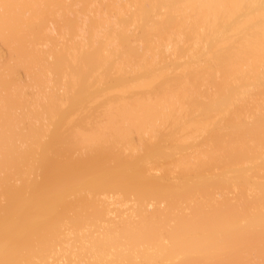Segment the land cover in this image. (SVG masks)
Instances as JSON below:
<instances>
[{
    "label": "bare ground",
    "instance_id": "bare-ground-1",
    "mask_svg": "<svg viewBox=\"0 0 264 264\" xmlns=\"http://www.w3.org/2000/svg\"><path fill=\"white\" fill-rule=\"evenodd\" d=\"M0 264H264V0H0Z\"/></svg>",
    "mask_w": 264,
    "mask_h": 264
}]
</instances>
